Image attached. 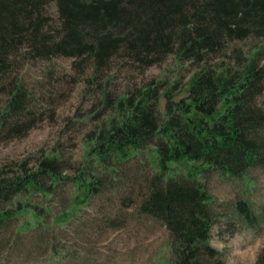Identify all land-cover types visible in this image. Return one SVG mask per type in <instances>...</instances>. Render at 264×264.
I'll use <instances>...</instances> for the list:
<instances>
[{
    "label": "trees",
    "instance_id": "obj_1",
    "mask_svg": "<svg viewBox=\"0 0 264 264\" xmlns=\"http://www.w3.org/2000/svg\"><path fill=\"white\" fill-rule=\"evenodd\" d=\"M51 1L58 13L54 33L44 30L48 17L43 8ZM252 33L264 36V0H0V77L6 74L10 56L23 45L38 56L89 54L97 66L123 48L134 59L151 64L172 49L173 38L180 59L198 61L228 38ZM258 52L234 72L227 66H198L185 98L174 99L165 91L163 112L156 86L125 95L115 103L117 118L87 137L90 161L108 166L131 158L127 149L140 152L154 144L163 184L147 195L139 210L168 228L172 242L166 264H225L210 244L217 214L197 173L212 170L239 178L264 166V106L256 101L264 90V66H256ZM23 96L17 80L6 110L19 109ZM55 159L56 155L48 157L30 172L21 168L1 178L0 201L30 191L49 198L67 179L58 173ZM184 161L193 163L187 173L171 172L170 164ZM90 174L83 165L73 180L82 189L83 202L98 190ZM24 208L16 204L17 210ZM234 209L249 227L260 219L264 222V206L255 213L239 199ZM31 210L43 218L44 213ZM72 213H62L61 218ZM12 218L0 208V227ZM256 263L264 264V247Z\"/></svg>",
    "mask_w": 264,
    "mask_h": 264
},
{
    "label": "rangeland",
    "instance_id": "obj_2",
    "mask_svg": "<svg viewBox=\"0 0 264 264\" xmlns=\"http://www.w3.org/2000/svg\"><path fill=\"white\" fill-rule=\"evenodd\" d=\"M43 13L48 17L44 30L54 33L58 24L55 2L46 4ZM173 43L171 50L151 64L134 59L123 48H117L99 66L89 54L38 56L27 45L10 56L6 74L0 77V179L17 174L21 168L30 172L55 155L58 173L67 179L49 198L30 191L0 201V208L13 217L0 227V264L167 263L172 242L168 228L161 219L139 210L147 195L163 184L154 144L140 152L127 149L131 158L108 166L90 161L93 157H88L87 137L117 118L115 103L125 95L156 86L163 112L165 91L173 93L174 99L185 98L198 66H227L234 72L256 51V66H264V36L254 33L228 38L218 50L203 53L198 61L180 59L177 39L173 38ZM17 80L24 96L21 107L13 112L6 110L5 104ZM256 101L264 106V90ZM83 165L98 186L84 202L82 189L73 181ZM170 166L171 172L187 173L193 163ZM197 176L217 214L211 246L225 264H257L264 247V222L260 219L249 227L234 207L243 199L255 213L260 212L264 206V166L249 169L239 178L212 170ZM19 202L26 208L17 210ZM31 209L44 213L43 218L34 216ZM70 212L74 214L61 218L62 213Z\"/></svg>",
    "mask_w": 264,
    "mask_h": 264
}]
</instances>
